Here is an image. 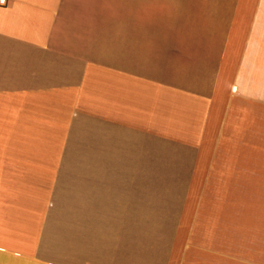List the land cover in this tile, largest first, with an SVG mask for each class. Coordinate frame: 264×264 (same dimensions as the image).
Masks as SVG:
<instances>
[{
    "label": "crops",
    "instance_id": "crops-1",
    "mask_svg": "<svg viewBox=\"0 0 264 264\" xmlns=\"http://www.w3.org/2000/svg\"><path fill=\"white\" fill-rule=\"evenodd\" d=\"M230 143L264 156V0L0 6V264H172Z\"/></svg>",
    "mask_w": 264,
    "mask_h": 264
},
{
    "label": "rangeland",
    "instance_id": "rangeland-1",
    "mask_svg": "<svg viewBox=\"0 0 264 264\" xmlns=\"http://www.w3.org/2000/svg\"><path fill=\"white\" fill-rule=\"evenodd\" d=\"M225 150L204 174L172 264H264V156L244 157L239 143Z\"/></svg>",
    "mask_w": 264,
    "mask_h": 264
},
{
    "label": "built area",
    "instance_id": "built-area-1",
    "mask_svg": "<svg viewBox=\"0 0 264 264\" xmlns=\"http://www.w3.org/2000/svg\"><path fill=\"white\" fill-rule=\"evenodd\" d=\"M8 4V0H0V6H5Z\"/></svg>",
    "mask_w": 264,
    "mask_h": 264
}]
</instances>
